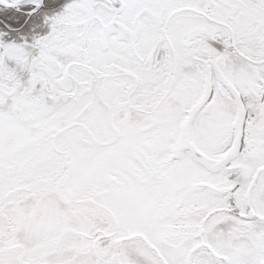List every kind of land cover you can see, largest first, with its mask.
Returning a JSON list of instances; mask_svg holds the SVG:
<instances>
[{
	"label": "snow or ice",
	"instance_id": "1",
	"mask_svg": "<svg viewBox=\"0 0 264 264\" xmlns=\"http://www.w3.org/2000/svg\"><path fill=\"white\" fill-rule=\"evenodd\" d=\"M0 264H264V0H0Z\"/></svg>",
	"mask_w": 264,
	"mask_h": 264
}]
</instances>
